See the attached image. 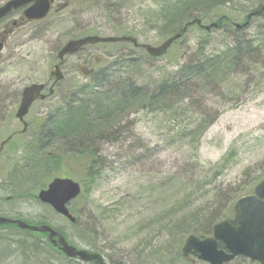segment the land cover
<instances>
[{
  "label": "rangeland",
  "instance_id": "374dc122",
  "mask_svg": "<svg viewBox=\"0 0 264 264\" xmlns=\"http://www.w3.org/2000/svg\"><path fill=\"white\" fill-rule=\"evenodd\" d=\"M8 1L0 0V7ZM164 1L54 0L53 11L46 20L15 29L8 39L0 65V86L7 84L15 93L33 83L47 82L58 63L59 50L74 39L130 35L141 46H161L168 38L161 34V26L152 13ZM261 5L264 0H233L203 21L209 26L223 17L228 19V25L209 32L193 26L160 59L151 58L143 48L136 49L131 43L86 46L67 57L62 70L65 80L58 86L57 94L32 107L26 117L28 132L4 148L0 158V217L32 224L45 220L68 242L93 252L80 233L86 232L85 225L95 211H99L97 215L104 212L95 235L104 264H205L196 258H183L186 239L221 222L222 218L209 223L223 209L228 196L250 192L264 179V53L232 77L222 79L220 88L212 86L201 91L203 84L196 83L164 98L155 107L133 105L111 124L114 127L98 137L94 146L101 165L93 185L87 177L88 166L68 160L61 171L51 170L44 188L36 189L34 180L27 178L22 167L26 145L41 130L45 118L64 109L72 94L76 98L80 95L76 94V87L98 82L95 76L87 77L92 68L99 73L108 72L110 78L104 88L111 94L117 95L115 90L130 82L150 92L187 62L199 59L200 53L202 57L216 55L237 39L254 36L264 28V15L253 19L245 30L238 32L235 27L244 24L251 11ZM116 56L126 57L124 60L135 58L138 65H125L114 74L110 67ZM6 93L7 89L0 90V100L6 101ZM80 99L83 97L77 98V104ZM15 101V96L13 101H6L8 110L0 113V146L14 132L23 130V124L15 117L19 103ZM200 123L207 128L196 136ZM39 171L37 168V175ZM61 177L76 182L75 177L79 178L90 187L78 207L77 202L70 206L80 213L81 227H74L68 219L31 197L34 192L38 197ZM24 193L30 194L20 198ZM188 195L198 197L194 207L177 211L176 206ZM236 201L228 202V206L233 207ZM195 212L201 214L199 223L193 220ZM232 216L229 212L222 221ZM186 217L184 226L191 230L179 247L177 236L181 232L176 227ZM232 264L249 261L239 258Z\"/></svg>",
  "mask_w": 264,
  "mask_h": 264
},
{
  "label": "trees",
  "instance_id": "16d2710c",
  "mask_svg": "<svg viewBox=\"0 0 264 264\" xmlns=\"http://www.w3.org/2000/svg\"><path fill=\"white\" fill-rule=\"evenodd\" d=\"M232 1L165 0L159 9L152 13V16L155 22L161 26L160 32L165 39L178 33H182L185 37L188 31H185L184 27L188 22L195 19L204 21L210 16L211 12L227 6ZM263 6L261 5L252 10L251 13L260 10ZM263 15L264 11L253 17L252 20ZM217 23H219V26L212 30L220 29L225 24L228 25V19L222 17ZM249 27L250 25L247 28ZM237 31L239 32V30ZM124 36L129 35L116 37ZM263 53L264 28H261L251 38L242 37L237 39L219 54L202 57L200 53L199 59L187 62L173 74L161 80L150 92L148 88L130 82L124 83V86L115 90L118 92L117 95L111 94L110 91L104 88V84L108 82L110 75L105 71L100 73L97 71L90 76L96 77V80H98L96 84H85L76 87V94H80L77 98L83 97L78 104L76 96L72 94L71 102L64 109L44 119L41 130L39 129L37 133L33 134L32 140L26 145V154L22 165L23 171L28 175L29 180H34L36 189L39 187L44 188L48 182L47 179L52 174L51 170L54 168V170L59 169L61 171L64 163L71 160L75 164L85 163L88 166V169L86 168L87 177L93 185L100 173L101 165V159H99L94 145L98 137L108 128L114 127L112 126L114 122L119 118L121 119L123 114L128 112L133 105L143 107V109L148 106L155 107L161 104L164 98L177 95L196 83L203 84L201 91H206V88L212 86L214 89L220 88L222 79L232 77L240 68L245 67L247 64L250 65L254 57L261 56ZM125 58L116 56L111 63L110 70L114 69V74H117L115 70H119L125 65H138L137 59L131 57L124 60ZM108 70L107 68L106 71ZM99 81L103 84H100ZM206 128L205 123H200L195 129L198 132L196 136L202 134ZM191 134L194 135V131ZM37 168L40 170L38 175L36 174ZM217 171L219 173L221 168ZM75 179L83 186L82 194L75 203L77 206L90 192V187L86 186L81 179L76 177ZM10 180H12V176ZM252 193L253 189L247 193L245 190L241 193H235L233 197L228 196L223 209L213 215V219L209 223L218 221L221 218L220 221H222L227 218L229 212L233 213V207L228 206V202H233L235 199L238 200ZM29 194L24 193L20 195V198H27ZM31 197L38 200L35 192L31 193ZM197 199L198 197L195 195H188L176 206L178 207L177 211L191 210ZM70 210L77 220L73 226L80 225L81 227L80 213L76 207L70 208ZM97 214H100L99 211H95L91 220L88 219V223L84 228L86 232L80 233V236L94 253L101 254L103 251L96 245L95 240H97V237L95 235L105 213ZM194 216L193 220L199 223L198 219L201 218V214L195 212ZM186 221H188L187 217L176 227L181 232L177 236L179 247L182 246L185 234L191 230L189 227L184 226ZM25 222L30 225H50L45 220H41L39 224ZM214 226L206 227L202 232L197 233V236L204 238L211 235ZM4 230L12 233L7 235L0 233V264H83L77 260L68 259L59 248L50 243L47 234L21 230L15 225L1 224L0 232ZM221 248H223L222 245ZM42 259H46V261H41Z\"/></svg>",
  "mask_w": 264,
  "mask_h": 264
},
{
  "label": "water",
  "instance_id": "95a60500",
  "mask_svg": "<svg viewBox=\"0 0 264 264\" xmlns=\"http://www.w3.org/2000/svg\"><path fill=\"white\" fill-rule=\"evenodd\" d=\"M21 8H26L25 18L28 21H42L50 15L53 8V0H11L0 8V20ZM261 11L249 15L247 22L242 25H236V29L246 28L250 23V19L255 15H259ZM193 26H198L209 32L212 28H217L219 25L216 23L205 26L202 20L195 19L189 22L184 30L187 31ZM182 37L183 34L178 33L167 39L159 47L145 45L143 48L152 58L158 59L165 56L174 43ZM111 43H131L135 47L140 46L138 40L133 37L104 38L89 36L68 42L60 50L58 58L63 62L67 56L78 53L85 46ZM51 76L55 77L57 82L63 79L61 64L53 67ZM43 89L44 85L35 84L27 87L23 92L17 118L24 123V132L28 128L25 118L29 114L32 105L36 101L46 99V96L42 94ZM5 144V142L2 144L1 150ZM81 192V185L74 180L56 178L46 190H42L39 193L38 200L42 204L50 206L58 215L68 219L71 223H75L76 218L71 214L69 206L77 200ZM1 224L15 225L21 230L47 234L50 243L54 247H58L68 259L77 260L81 263H104L101 255L71 246L64 235L51 226L30 225L22 220L4 217H0ZM220 243L223 244L224 249H220ZM182 254L184 258L196 257L199 261L207 264H230L237 258H246L253 263L264 264V179L254 188V192L251 195L244 196L236 201L232 219H226L217 224L213 228L212 236L209 238L201 239L196 236H190L184 244Z\"/></svg>",
  "mask_w": 264,
  "mask_h": 264
},
{
  "label": "flooded vegetation",
  "instance_id": "af4514ba",
  "mask_svg": "<svg viewBox=\"0 0 264 264\" xmlns=\"http://www.w3.org/2000/svg\"><path fill=\"white\" fill-rule=\"evenodd\" d=\"M9 1H11V0H9ZM25 9L26 8H21V9H18L16 11H13L7 17H5L4 19L0 20V65L3 64V60H4L3 52H4V50H5L6 46H7L8 39L14 33L15 29H17V28H23V27H25L26 25H28L30 23V22H28L25 19ZM63 66H64V64L61 66V71L63 70ZM91 71L94 72L95 70L94 69H91ZM64 80H65V78H64ZM35 84L44 85V89L42 90V94H44L46 96V99L43 100V101H41V102H45V101H47L48 99L54 97L57 94V89H58V86L61 84V82H56L55 81V78L52 77V76H50V79L47 82H45V83H43V82L42 83H33V84H31V85H29L27 87H30V86L35 85ZM27 87H25L22 90L17 91V92L14 93L13 92V88L12 87H8L7 84L0 86V90L1 89H7L8 90V93L5 94L6 101H11V100L13 101V97L15 96L16 97V101L19 102V103H16L17 110H16V113H15V116H17V112H18V110L20 108L21 101H22V98H23V92H24V90ZM9 93H13L14 96L13 95L12 96L9 95ZM6 101L4 99L3 100H0V113L3 112V111L8 110L7 108L9 106L6 105ZM36 103H38V102H35L32 105V107ZM29 114H30V112H29ZM18 122H20V121H18ZM23 129H24V125H23ZM28 130H29V126H28ZM20 134L21 135H24L26 133H23V130L21 132L16 131L12 135H10L4 142H7V144L11 143ZM2 152L3 151H1V156H2ZM244 260L245 261H249V264H255V263H252L248 259H244Z\"/></svg>",
  "mask_w": 264,
  "mask_h": 264
},
{
  "label": "bare ground",
  "instance_id": "6f19581e",
  "mask_svg": "<svg viewBox=\"0 0 264 264\" xmlns=\"http://www.w3.org/2000/svg\"><path fill=\"white\" fill-rule=\"evenodd\" d=\"M68 242V241H67ZM71 246H74V247H76L75 245H73V244H71L70 242H68ZM78 248V247H77ZM53 261V260H52Z\"/></svg>",
  "mask_w": 264,
  "mask_h": 264
}]
</instances>
